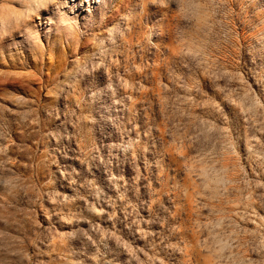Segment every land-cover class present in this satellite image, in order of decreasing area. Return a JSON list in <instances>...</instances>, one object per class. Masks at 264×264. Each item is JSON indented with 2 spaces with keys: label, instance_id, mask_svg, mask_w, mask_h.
I'll use <instances>...</instances> for the list:
<instances>
[{
  "label": "rangeland",
  "instance_id": "1",
  "mask_svg": "<svg viewBox=\"0 0 264 264\" xmlns=\"http://www.w3.org/2000/svg\"><path fill=\"white\" fill-rule=\"evenodd\" d=\"M0 264H264V0H0Z\"/></svg>",
  "mask_w": 264,
  "mask_h": 264
},
{
  "label": "bare ground",
  "instance_id": "2",
  "mask_svg": "<svg viewBox=\"0 0 264 264\" xmlns=\"http://www.w3.org/2000/svg\"><path fill=\"white\" fill-rule=\"evenodd\" d=\"M87 13H91L90 11H87Z\"/></svg>",
  "mask_w": 264,
  "mask_h": 264
},
{
  "label": "clouds",
  "instance_id": "3",
  "mask_svg": "<svg viewBox=\"0 0 264 264\" xmlns=\"http://www.w3.org/2000/svg\"><path fill=\"white\" fill-rule=\"evenodd\" d=\"M181 8L183 7V5L180 6Z\"/></svg>",
  "mask_w": 264,
  "mask_h": 264
}]
</instances>
